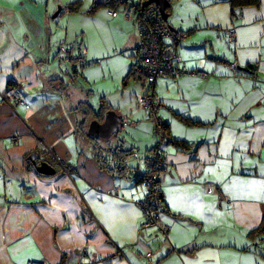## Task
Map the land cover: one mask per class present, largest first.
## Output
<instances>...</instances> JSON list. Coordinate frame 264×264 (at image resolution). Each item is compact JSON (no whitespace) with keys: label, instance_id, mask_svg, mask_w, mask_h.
I'll return each instance as SVG.
<instances>
[{"label":"crops","instance_id":"obj_1","mask_svg":"<svg viewBox=\"0 0 264 264\" xmlns=\"http://www.w3.org/2000/svg\"><path fill=\"white\" fill-rule=\"evenodd\" d=\"M110 1L0 0V264H260L264 0L235 11L230 0L173 1L169 41L177 40L182 66L208 76L183 75L151 85L167 127L162 147L167 168L161 178L165 209L159 223L165 233L143 228L140 205L147 192L143 183L130 179L131 156L123 170L119 158L111 156L137 150L140 160L133 161L145 170L157 138L138 107V95L146 89L128 78L134 65L129 59L137 57L140 42L137 19L125 14L129 5H104ZM101 13L104 24L122 34L127 30L123 51L117 44L112 49L121 60V81L114 80V88L88 85L74 93L75 80L81 75L91 83L90 69L110 57L105 42L91 47L85 25L79 40L73 17L89 23ZM230 29L238 33L234 44L227 41ZM60 47L76 57L84 51L86 64L77 66L78 58L70 57L57 62ZM235 62L238 75L229 69ZM12 80L24 84V105L3 101ZM101 100L134 124L125 127L126 136L123 127L107 140L88 136L96 119L90 115L85 121L78 107L88 102L97 112ZM106 114L96 121L103 123ZM32 155L56 173L40 174Z\"/></svg>","mask_w":264,"mask_h":264},{"label":"built area","instance_id":"obj_2","mask_svg":"<svg viewBox=\"0 0 264 264\" xmlns=\"http://www.w3.org/2000/svg\"><path fill=\"white\" fill-rule=\"evenodd\" d=\"M148 0H141L138 6H129L124 12L127 16H135L139 28V48L136 57V65L140 70L141 77L144 79L145 92L138 95V107L146 113L148 120L154 126V133L159 141L158 146L152 152L147 161V168L143 170L139 165L131 172L130 179L134 182L143 183L146 188V198L141 203L140 208L145 216L143 228L159 227L165 233V229L159 226L161 213L164 210V195L161 185V178L167 168V162L162 150L166 142V130L164 121L158 115L159 102L155 94L151 91V85L159 79H171L176 81L183 75L198 76L206 78L207 73L203 71H188L184 66L178 48L174 43L167 42L172 31L170 26L163 20L159 8L152 4L146 8L142 4ZM109 14L116 16L117 12L110 10ZM238 33L236 29L227 31V39L230 43H236ZM85 52H81L78 57L73 56L67 47L59 48V63H63L67 57L78 58L79 62L85 59ZM233 74L239 70L238 63L235 62L229 66ZM24 87L23 83L12 80V85L4 92L3 101L7 104L13 102L25 104L20 89ZM149 87V89H148ZM128 119H122V127L133 126ZM133 159L139 161L140 155L136 150L132 154ZM60 161V160H58ZM147 254V257H150ZM27 264H44L43 262L29 261Z\"/></svg>","mask_w":264,"mask_h":264},{"label":"rangeland","instance_id":"obj_3","mask_svg":"<svg viewBox=\"0 0 264 264\" xmlns=\"http://www.w3.org/2000/svg\"><path fill=\"white\" fill-rule=\"evenodd\" d=\"M104 16L105 15L103 13L98 15V20H100V21L103 20L102 23H99L98 20H92L88 23V20L84 19V17H81V16L73 17V24L75 26V28L73 29V33H75L79 36V40L81 41L83 39V34H82L83 28H80V27H82V26L84 27V25H85L86 26V28H84L85 32H86L85 36L87 37V39H89L91 41V47H93V49L98 48V47H103L101 45V41L105 42V45H106L105 53H107L106 56L110 57V58H106V61H103L102 63L97 64L96 67H93L95 69H93V68L90 69V76L87 75V77L89 79H91V83L87 84L85 82V80H83L81 75H80V77L75 80L74 86H72L70 89L74 93L77 90V88L85 87L88 85H91L90 87L92 89L96 88V89L103 90V89L110 88L113 84V88H114V86H115L114 80H115V84L116 83L118 84L121 81V80H119V77H120L119 75L122 72V66L120 65L121 60L117 56H112V55H114V52H112V49L117 44L118 47H120V50L122 49V51H123V48H121L120 43L122 42L123 35L124 34L127 35V30L126 31L123 30L124 34H122L121 30L119 28H116V26H114L113 24H109L110 26H108L107 24H104V20H105ZM76 53H78V52L76 51ZM129 61L130 62L134 61V63H136V57L134 56V58H132V60L129 59ZM57 62H58V60H57ZM77 66H79V65H77ZM80 71H81V69H80ZM130 83L133 84L134 86L138 87V83L136 82V79H133L132 81H130ZM91 102H92V100L90 101V103ZM91 106H93V105H91ZM127 132H128V128L127 129L124 128L122 130V134H124V136L127 135ZM120 134L121 133H119L118 136ZM115 138L116 137H113L110 141L109 140L108 141L100 140L99 145L102 146L103 144L104 145L109 144L110 142H113L115 140ZM91 142H93V141H91ZM130 158L132 159V161L129 162V167L130 168H136L137 163L134 162L135 160L133 159L132 156ZM263 251L264 250H262V252ZM258 252H260V251L259 250L257 251V254L259 256L258 262L260 264H264V255H263L264 253H258Z\"/></svg>","mask_w":264,"mask_h":264},{"label":"trees","instance_id":"obj_4","mask_svg":"<svg viewBox=\"0 0 264 264\" xmlns=\"http://www.w3.org/2000/svg\"><path fill=\"white\" fill-rule=\"evenodd\" d=\"M173 1L174 0H172V3H171V7L170 8H168L167 10H166V12H167V14L169 15V19H170V17H171V11H172V6H173ZM129 5V6H138L140 3H138V4H132V3H128V1L127 0H112V1H110V2H108V3H105L104 5H106V6H112V7H117V6H119V5ZM100 4H96L95 6H94V8L92 9V11L93 10H95V9H97V7L99 6ZM230 5H231V7L233 8V11H235L237 8H245V7H250V6H258V5H260V0H230ZM72 10H74V11H76V8H73ZM91 12V11H90ZM169 19H168V21L166 22L168 25H169ZM172 31V30H171ZM228 31V30H227ZM173 35V33H171V35L169 36V38L171 37ZM227 37V36H226ZM169 38L167 39V42H171V41H169ZM227 41H228V39H227ZM171 43H174L176 46H177V48H178V44H177V40H174V42H171ZM228 43L229 44H232V43H230L229 41H228ZM234 44V43H233ZM179 53V52H178ZM180 55V54H179ZM73 62H75L76 64L77 63H79V60L77 61V60H75V61H73ZM80 65V67H82V66H84V64H86V61H85V59H84V61L83 62H80L79 63ZM231 65V64H230ZM229 65V66H230ZM76 66V65H75ZM180 67L182 66L181 64L179 65ZM73 70H74V72L75 73H77V66L76 67H74L73 68ZM189 71V70H188ZM231 71V70H230ZM232 72V71H231ZM240 72V71H239ZM238 72V73H239ZM238 73H237V75H238ZM233 74V73H232ZM233 75H236V74H233ZM135 78L136 80H138V81H140L141 83H142V85L144 86V89H145V85H144V79L141 77V74H140V70H139V68H138V66L136 65V63H134V65L132 66V68H131V70H130V72H129V76H128V78ZM98 109H99V111H94V108L88 103V102H85V103H81L80 105H79V107H78V110L77 111H80L81 113H83V115H84V120L85 121H88V119H89V116L90 115H92V116H94L95 117V119L96 120H101V119H103V117H104V115L106 114V112H108V111H110V108H109V105H108V103L107 102H105L104 100H101L100 101V104H99V106H98ZM84 125H86V122H83V124H81V125H79V127L81 128V130L83 129V127H84ZM123 128H125V127H123ZM165 130H167V127H166V125H165ZM84 131V130H83ZM155 134V133H154ZM156 136V135H155ZM157 138V137H156ZM158 144H159V141H158V139H157V144H156V147L158 146ZM176 144H178V145H181L180 144V142H176ZM155 147V148H156ZM154 151V150H153ZM152 151V152H153ZM133 152L134 151H131L130 152V154L128 153V152H125V156L124 157H122V156H119L120 155V153H117L116 155L115 154H111V156H116V157H118L119 159V161L118 162H120L118 165H119V169L121 170H123V166L126 164V158L130 155V156H132V154H133ZM150 158V157H149ZM148 158V159H149ZM109 159V158H108ZM106 162H109V160H107ZM102 163H105V161H104V159L102 160ZM104 165V164H103ZM104 167L105 168H108L106 165H104ZM164 209H165V204H164ZM164 211V210H163ZM257 231H258V233H262V234H264V221H263V223H262V225L257 229Z\"/></svg>","mask_w":264,"mask_h":264},{"label":"water","instance_id":"obj_5","mask_svg":"<svg viewBox=\"0 0 264 264\" xmlns=\"http://www.w3.org/2000/svg\"><path fill=\"white\" fill-rule=\"evenodd\" d=\"M172 0H148L147 2L142 4L143 8H146L149 5H156L163 17L165 22L168 21L169 15L167 14L166 10L171 7ZM60 13V10L56 13L54 17H57ZM122 127V118L117 115L114 111H110L106 114L105 120L103 123L98 121H93L89 125L88 128V136L92 138H103V139H110L113 135L117 134ZM38 157L32 155L30 160L32 164L36 167V170L43 175H54L56 170L53 169L48 163L41 162L38 165L37 162Z\"/></svg>","mask_w":264,"mask_h":264}]
</instances>
